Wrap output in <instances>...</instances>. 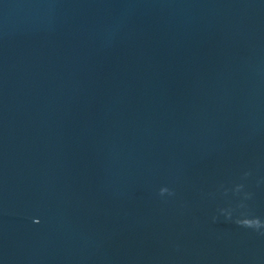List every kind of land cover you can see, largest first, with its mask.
I'll return each instance as SVG.
<instances>
[{
	"label": "water",
	"instance_id": "obj_1",
	"mask_svg": "<svg viewBox=\"0 0 264 264\" xmlns=\"http://www.w3.org/2000/svg\"><path fill=\"white\" fill-rule=\"evenodd\" d=\"M0 264H264V0H0Z\"/></svg>",
	"mask_w": 264,
	"mask_h": 264
}]
</instances>
